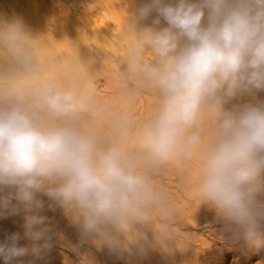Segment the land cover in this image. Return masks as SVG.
I'll list each match as a JSON object with an SVG mask.
<instances>
[{"label":"clouds","instance_id":"clouds-1","mask_svg":"<svg viewBox=\"0 0 264 264\" xmlns=\"http://www.w3.org/2000/svg\"><path fill=\"white\" fill-rule=\"evenodd\" d=\"M122 30L126 55L113 73L67 41L0 24V189L14 187L25 212L45 193L97 243H112L113 230L135 239L134 225L153 224L164 244L181 216L163 182L174 173L198 204L256 236L264 104L225 105L264 89V0H145ZM101 73L111 96L99 93ZM144 96L152 102L141 116ZM25 219V235L41 239L44 218ZM19 239L0 243L5 264L27 253Z\"/></svg>","mask_w":264,"mask_h":264},{"label":"rangeland","instance_id":"rangeland-1","mask_svg":"<svg viewBox=\"0 0 264 264\" xmlns=\"http://www.w3.org/2000/svg\"><path fill=\"white\" fill-rule=\"evenodd\" d=\"M143 2L145 0H0V24L18 20L34 38L67 41L82 59L93 61L97 72L106 67L114 73L119 67L116 61H122L126 55L122 43L124 18L135 14ZM156 15L152 12L143 23L150 24ZM96 79L101 96L113 95V80L106 73ZM151 102V97H142L136 105L137 113L145 115ZM247 104H264V89L240 92L225 107L231 109ZM261 181L264 183V171ZM163 182L181 207V216L173 224V236L164 244L157 239L153 224L134 225L139 234L135 239L113 230L112 243H97L84 234L71 212L45 193H36L41 207L25 212L23 203L14 198V187H3L0 199L12 198L7 208L0 209L3 213L0 215V243L18 234L17 246L28 250L8 264H264V187L255 196L257 235L247 238L214 207L198 204L191 192L179 186L174 173ZM13 207L20 211L13 212ZM28 215L44 218L40 227L47 231L39 240L25 235ZM34 247L38 251L33 252ZM0 264H5L3 256H0Z\"/></svg>","mask_w":264,"mask_h":264},{"label":"bare ground","instance_id":"bare-ground-1","mask_svg":"<svg viewBox=\"0 0 264 264\" xmlns=\"http://www.w3.org/2000/svg\"><path fill=\"white\" fill-rule=\"evenodd\" d=\"M97 22V21H96ZM147 256V255H146Z\"/></svg>","mask_w":264,"mask_h":264}]
</instances>
